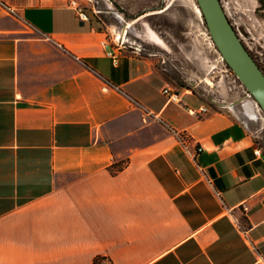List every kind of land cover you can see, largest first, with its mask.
<instances>
[{
  "label": "crops",
  "instance_id": "crops-1",
  "mask_svg": "<svg viewBox=\"0 0 264 264\" xmlns=\"http://www.w3.org/2000/svg\"><path fill=\"white\" fill-rule=\"evenodd\" d=\"M0 6L20 21L0 29V264H264L247 98L214 108L191 68L176 81L70 0ZM179 132L204 146L196 161Z\"/></svg>",
  "mask_w": 264,
  "mask_h": 264
},
{
  "label": "rangeland",
  "instance_id": "rangeland-1",
  "mask_svg": "<svg viewBox=\"0 0 264 264\" xmlns=\"http://www.w3.org/2000/svg\"><path fill=\"white\" fill-rule=\"evenodd\" d=\"M89 17L94 16L102 30L109 34L125 36L126 40L140 47L145 54H154L169 66V76L179 81L180 68H191L192 85L207 96L214 108L223 109L225 104L243 98L254 99L236 73L222 59L208 28L196 10V0H78ZM225 10L239 32L243 42L264 67V0H222ZM0 29L20 27L19 15L0 6ZM23 26V25H21ZM26 29H29L26 27ZM32 37L37 33L31 29ZM153 33L161 42L156 41ZM2 36V34H1ZM156 39V40H155ZM39 56L33 53V60ZM48 69L39 66L32 70V93L45 82ZM210 80L212 83H208ZM255 100V99H254ZM236 108L241 104L237 102ZM252 127L261 134L264 143V111ZM105 262L102 261L101 264Z\"/></svg>",
  "mask_w": 264,
  "mask_h": 264
},
{
  "label": "water",
  "instance_id": "water-1",
  "mask_svg": "<svg viewBox=\"0 0 264 264\" xmlns=\"http://www.w3.org/2000/svg\"><path fill=\"white\" fill-rule=\"evenodd\" d=\"M196 3L221 56L264 111V71L244 44L222 0H196Z\"/></svg>",
  "mask_w": 264,
  "mask_h": 264
},
{
  "label": "built area",
  "instance_id": "built-area-1",
  "mask_svg": "<svg viewBox=\"0 0 264 264\" xmlns=\"http://www.w3.org/2000/svg\"><path fill=\"white\" fill-rule=\"evenodd\" d=\"M70 2L77 9L79 17H81L83 19L89 18V15H88L87 11L85 10L84 6L81 3H79L78 0H70ZM222 59H223V57H222ZM165 92L167 94H169V99H177V94L174 92H171L169 88H166ZM249 95L252 96L250 94V92H249ZM253 101L256 103L258 113L256 114V116L251 115L250 120L253 122H257L261 118L262 111H261V107L259 106L257 101L254 99H253ZM201 110L205 111V110H207V107L202 106ZM178 136H179V140L182 143L183 147L185 148L186 152L191 156V158L193 160L196 161L199 154L203 151L204 146L202 144H200L199 142H197L192 136H190L187 133L179 132ZM257 137L262 138L260 134L259 135L257 134ZM255 153L259 156H264V143L262 144L260 142L256 145ZM200 168L203 169V167H201V165H200Z\"/></svg>",
  "mask_w": 264,
  "mask_h": 264
},
{
  "label": "bare ground",
  "instance_id": "bare-ground-1",
  "mask_svg": "<svg viewBox=\"0 0 264 264\" xmlns=\"http://www.w3.org/2000/svg\"><path fill=\"white\" fill-rule=\"evenodd\" d=\"M196 10H197V12H198L199 14H201V11H200V9H199L198 6H196ZM152 35H154V38H157V36H156L155 33H153ZM158 39H159V38H158ZM207 82H208V83H212V81H210V80H208ZM244 107H245L249 112H251L253 116H254V114L256 115V114L258 113V109H257V107H256V103H255L252 99L245 100V101H244ZM254 108L257 109V112L255 111V113H254Z\"/></svg>",
  "mask_w": 264,
  "mask_h": 264
},
{
  "label": "trees",
  "instance_id": "trees-1",
  "mask_svg": "<svg viewBox=\"0 0 264 264\" xmlns=\"http://www.w3.org/2000/svg\"><path fill=\"white\" fill-rule=\"evenodd\" d=\"M245 44V43H244ZM247 47V46H246ZM248 48V47H247ZM250 51V50H249ZM251 52V51H250ZM252 54V53H251ZM253 55V54H252ZM253 57H254V55H253ZM255 58V57H254ZM256 59V58H255ZM257 60V59H256ZM258 62V64L260 65V67L263 69V71H264V67L259 63V61H257ZM113 172H115L114 170H112ZM244 221L245 222H248L249 224H250V222L248 221V219L247 218H244ZM105 256L104 255H97L96 257H95V259H94V263L93 264H101V262L103 261V260H105Z\"/></svg>",
  "mask_w": 264,
  "mask_h": 264
}]
</instances>
